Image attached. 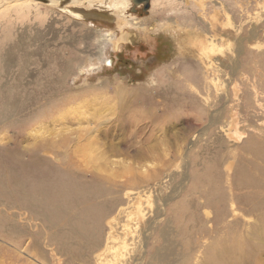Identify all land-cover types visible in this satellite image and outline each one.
Returning <instances> with one entry per match:
<instances>
[{"label":"rangeland","instance_id":"rangeland-1","mask_svg":"<svg viewBox=\"0 0 264 264\" xmlns=\"http://www.w3.org/2000/svg\"><path fill=\"white\" fill-rule=\"evenodd\" d=\"M79 1L0 3V264H264V0ZM76 146L64 224L3 159Z\"/></svg>","mask_w":264,"mask_h":264},{"label":"bare ground","instance_id":"bare-ground-1","mask_svg":"<svg viewBox=\"0 0 264 264\" xmlns=\"http://www.w3.org/2000/svg\"><path fill=\"white\" fill-rule=\"evenodd\" d=\"M1 1H0L1 4L2 3L7 4L5 2L17 3L20 1L24 2L27 0H1ZM130 1L131 0H114V2H112L110 7H113L115 9H119L123 7L125 8V6H127ZM50 2H55V0H50ZM70 2L78 4V2L80 1L70 0ZM219 6H220L219 10L223 12V14H225V16H227L229 20L230 14L228 12L225 13L223 4L220 3ZM220 14H221L220 12L215 11V20H217V17L220 16ZM213 25H217V24H213ZM209 40H210V47H211L209 51H211L212 53H216L219 47L218 45L219 41L213 35L210 36ZM122 122L126 123L127 120L122 118ZM82 152H83L82 147L76 146V148H74L71 152L69 151L67 153L68 157H66L65 159L58 157L57 160L59 161L61 166L59 167L58 165L57 168H53L52 167L53 165L51 166V164H49L47 161H43L37 158V155L34 152L30 153L31 161L24 160L23 157L18 158L17 161H15L14 159L15 156H13L12 154H9L7 157L5 156L6 158H4L3 161L4 162L7 161L9 165H11L10 168L12 171L8 175V176H11V179L13 175L15 174L20 176V183H23L24 177L29 179V182H31L30 184L33 185L32 189L35 188V191L39 192V195H40L39 205L47 208L49 210L50 215L56 220L58 221L59 220L62 221V219L64 220L66 216H64V214H62L61 211L65 210L64 208L70 209V207L74 204L72 202L73 198H78L79 201L81 200L80 204H83V206L87 202L86 204L87 209L85 210V212L92 220L97 222L101 218H105L109 212H104L103 204L98 203L96 204V206L91 205V202H90L91 197L84 194V188L88 185V181H83L85 174L79 173L77 170L78 158L86 156L85 153L82 155ZM67 164L69 165L71 164V165L64 167ZM75 178L79 179L80 181L78 182L76 179V181L74 182L72 181L71 183L65 182L68 179H75ZM245 181H246L245 179H239V181L235 183L236 185L235 188L237 189L243 186ZM99 182L100 180L98 181V179L95 178L96 187H98ZM247 183L251 184V187H252L251 193L254 196L256 197H259L260 195L264 196V170H257V174H255V177L248 179ZM20 188L23 191L24 189L23 185H20ZM67 188L70 191L67 190ZM66 190L69 191V193H67ZM97 190L99 192L101 191L100 188H97ZM243 190H245V188ZM66 222L67 221L64 220V224H66ZM227 250L221 254V262H224L228 258H231L232 251L231 249H227Z\"/></svg>","mask_w":264,"mask_h":264},{"label":"water","instance_id":"water-1","mask_svg":"<svg viewBox=\"0 0 264 264\" xmlns=\"http://www.w3.org/2000/svg\"><path fill=\"white\" fill-rule=\"evenodd\" d=\"M137 2H141V3H145L147 6H148V2L150 1V0H136ZM146 6V7H147Z\"/></svg>","mask_w":264,"mask_h":264}]
</instances>
